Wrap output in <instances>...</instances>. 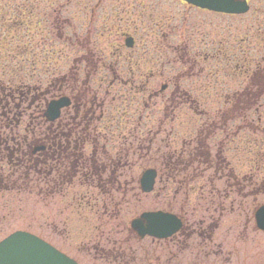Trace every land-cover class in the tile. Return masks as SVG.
Returning a JSON list of instances; mask_svg holds the SVG:
<instances>
[{
    "label": "rangeland",
    "instance_id": "374dc122",
    "mask_svg": "<svg viewBox=\"0 0 264 264\" xmlns=\"http://www.w3.org/2000/svg\"><path fill=\"white\" fill-rule=\"evenodd\" d=\"M3 1L13 4L14 2L23 3L24 0ZM94 1L68 0V3H66L65 0L59 2L57 0H42L40 2L42 9L45 5L47 6L46 12L49 25L46 27V33L50 40L44 41L42 40L44 35L38 34L35 35L36 37L33 38L32 42L37 45L39 50L45 45L47 47L52 46V50H56V56L54 55L53 60L50 59V64L44 68L41 65L37 70L40 74L45 72L46 69V73L49 74V77H45L47 78L46 82L51 78L59 79L63 75L70 74L67 70L75 65L72 63V59L84 53L81 49L84 44H89V47L97 53L101 51L104 57L110 56L108 43H115L112 39L115 38L113 36L118 31L112 30L103 33L101 27L102 19L110 13L109 7H115L117 0H105L104 4L106 6L100 7V12L95 15L93 22H90L89 10L94 5ZM144 1L154 6V8H146L147 14H151L156 20L162 19V17L170 19L171 26L173 28L178 27L179 33L176 35V39L170 37V45H176L179 48L189 43L187 45L189 52H191L190 48L195 43H201L202 39L206 40V45H209L215 40V34L219 29L224 32L225 37L223 39L231 41L233 40V38H230L232 35L242 36L245 32L243 27H249L250 19L248 15L239 19L228 18L195 10H185L171 0ZM60 4H65V6L61 9L62 28L58 31H60L63 38L70 39V43L57 41L54 37L51 38L54 32V29L50 26V22L55 15L53 9H57ZM251 5L253 6L252 10L260 5L264 6V0L252 1ZM134 14H137V12H134ZM133 17L130 16V18ZM241 20L243 22H240ZM67 24H70L71 27ZM81 26H83V29H81ZM44 28L41 25V33H43ZM195 28H197L198 33L194 30ZM88 29L90 30V40H87ZM251 29L252 32L249 33L261 34L256 28ZM98 32L103 33V36H98ZM227 32L231 34L226 35ZM32 33L34 32L32 31ZM92 37L100 40H93ZM189 39H191L190 42H188ZM135 43L138 44V39H135ZM109 59L113 61L114 57ZM170 60H172L171 56ZM8 61L11 65L17 63L14 53ZM30 64L31 60L25 64L23 71H15L13 74L19 78H22L23 74L28 76L29 72L32 71ZM79 65L81 72L84 63ZM226 79H224L225 82H227ZM83 80L82 76L78 77L79 86ZM188 80L186 79V81ZM211 80L212 84H210L209 79L208 82L203 80L208 83L207 90L211 94H192L188 92L192 99L199 101L201 104L203 103L201 106L199 104L195 105L196 109L194 111H198V114L184 107L174 109V116H171L172 109H170L169 103L165 102L168 101H166V98L170 95V84L174 83L172 77L134 79L89 77V91L85 92L83 105L87 104L88 98H93L94 104L97 106L91 111L93 117L97 118L99 116L100 103L105 105L103 111L109 109L111 114H116L119 111L123 112L121 118H118L119 125L117 122L110 121L111 126L117 128L115 131L106 128L98 129L101 134L116 133L118 136L126 137L124 143L121 142V137L114 140L115 142H98V148L105 147L109 149L114 147L116 148L114 150L119 148L126 150V155L122 158L126 165L122 169L120 182L123 188L120 195L123 194V191L124 193L126 191V193L125 197L121 198L120 216L117 219L111 217L115 213V206L111 202L108 204L106 213V217H111V219L106 217L101 219L104 226L101 227L100 231L107 233L110 230L112 235L100 237L98 231L90 230L91 227L94 229L99 227L95 219L97 216L89 217L90 213H94L95 210H97V214L102 212L99 206H97L99 208L94 207V209L92 207L91 209L87 208L84 213H82L84 207L76 208L71 219L68 220L67 217L66 220H63L62 217H59V212L62 211L63 215L66 216L68 211H64L65 202L58 196L59 194H56L57 196L54 198L42 200L39 188L33 187L30 189L0 191V240L13 231H26L46 241L64 254L75 258L81 264H264V232L253 231L251 219L253 209L264 202V158L259 161L255 160L251 153L253 140L255 147L260 142L264 148V113L261 108L256 110V113L245 110L242 118L225 122L226 125L220 126V130L211 131L210 128L207 129V126L202 123V118L209 124L210 122L214 123L210 120L212 118L216 119L215 108H217L216 104L215 108H207L208 105L218 102V99L221 103L231 105V101L234 104L232 98H237V96L226 94L223 100V95L226 92H220L216 88L219 87L221 90H227L228 92V90H231L232 85L225 86L219 76ZM6 81L7 78L0 79L2 92L4 93V96H2L0 91V115L1 112H4L6 118L12 119L17 116V113L21 114L19 124L14 130L19 135L14 136L18 141H21L29 116L36 115L35 109L38 110V103L31 102L33 96L25 95L23 86L29 85V88H31L32 86L37 87L39 84L37 80L25 84L14 80L8 86ZM122 81H125V84ZM217 81L221 83L219 84ZM44 83L40 86H43ZM128 83L133 84V89L127 86ZM145 83L149 86L145 87L148 92L144 90ZM166 83L168 86L163 90V95H160L163 97L158 96L159 94H150L149 90H157L160 85ZM140 85L143 87L140 88ZM19 86H22L18 88L22 90L19 92L22 94L21 96L12 93V90ZM56 89L57 87L53 88L51 92H55ZM67 93H69V90ZM215 93L223 95L217 99ZM204 96H206V99ZM225 97L227 98L225 99ZM123 98H126V105L122 102ZM143 104L147 109L142 107ZM221 112L222 110H217V114L220 115ZM71 113L72 109L70 107L63 110L62 116L66 118ZM208 113L212 115L211 119L203 115H208ZM260 113H262V116H259ZM170 118H174V120ZM2 132H4V129L0 127V133ZM30 137L28 135V140H30ZM183 141L185 142L183 143ZM197 147L200 148L201 152L204 150L208 152L209 157L213 160L212 168L218 162H215L213 157L217 150H225L222 157L229 162V168L232 167L235 177H229V170L224 169V167L221 168V165H219L218 170L214 168L216 172L207 170L203 173L202 178H193L188 182V189L180 187L179 193L174 199H171L172 191L176 188V185L170 182L168 178L170 174H167L168 170L163 167L170 168L174 166L175 159L170 160V153L174 155V153L177 154L183 149L184 156H181V154L176 155L177 157L180 155L179 158L183 163L191 149H197ZM113 152L111 151L110 154L116 157ZM242 153L243 156H241ZM245 154L249 155L248 159H244ZM2 163L5 165L6 160H3ZM145 168H154L157 171L154 185V189L159 192L157 200L153 198L152 194L144 196L138 190L137 181L141 170ZM189 170L190 168L187 172H190ZM181 178L182 176L179 179ZM79 191L80 189H77V187L68 189L69 194ZM211 192H213V196ZM184 193L187 194L184 216L187 224L194 231H197V222L202 220L201 229L203 228V231L207 234L205 228L211 222L210 218L217 217L218 211H215V208H219V203L224 207V210L221 211L222 217L218 222V228L211 235L209 241H200L194 236L181 248L179 244L176 246L174 242H168L167 244L160 242L151 245L149 240L145 239L139 246L131 244L135 250L134 261L127 258L130 254L126 244L121 245V249L126 253V257L121 261L119 259L103 261L98 255V248H95L97 241H99L98 245L103 247L101 249L107 252L113 249L111 241L116 240L114 250H117L118 242L125 237V231L123 232L122 228H125L130 219L138 216L143 211L162 210L179 214V207L182 201L185 200ZM114 197L115 202L116 196ZM231 203L232 207H230L233 208V211L229 207ZM76 210H79L78 215ZM84 214L89 220V230H86L87 221L85 224L84 221L78 218L81 215L84 216ZM117 223H120L119 228L115 227ZM81 227H83V230L80 233ZM72 229H74L73 238L70 235ZM117 231L122 232L116 236L115 232ZM80 248L84 250H80Z\"/></svg>",
    "mask_w": 264,
    "mask_h": 264
},
{
    "label": "flooded vegetation",
    "instance_id": "af4514ba",
    "mask_svg": "<svg viewBox=\"0 0 264 264\" xmlns=\"http://www.w3.org/2000/svg\"><path fill=\"white\" fill-rule=\"evenodd\" d=\"M59 1L61 0H57V2ZM65 1L68 3V0ZM171 1L177 3L185 10H195L216 16L239 19L248 15L250 19L248 23L249 27H243L245 32L242 36L232 35L230 38H233V40L225 41V39H223L225 36L222 29H219L215 34L213 43L216 49L215 58H217V64L215 67L217 68V74L225 86H228V84L232 85V88H230L231 90H228V92L227 90H221L219 87L216 89L220 92L232 93L235 96L244 92L251 94L254 93L256 89H260L258 90L259 93H264V6L260 5L258 8L252 10L253 6L251 2L256 0H232L234 3L244 1L246 3V10L239 14L224 12L213 13L195 8L181 0ZM40 2H42V0H24L21 6L23 9H31V6L36 4L35 8L37 10L34 13H37L38 18H36L33 13L29 14V12H27V20L23 21L21 26L28 30L27 35L31 41L28 48V61L31 60L30 66L32 71L29 72L28 76L37 77V79L40 77H49V74L46 73V69L45 72L40 74H38L37 70L41 65L43 66L42 68L45 66L47 67L51 62L50 59L53 60L54 55L56 56V50H52V46L47 47V45H45L39 50L37 45L32 42L33 38L38 34L44 35L42 40H50L46 33V27L49 25L46 12L47 6L45 5L42 9ZM104 2L105 0L94 1V5L89 10L90 22H93L95 15L100 12L101 9L99 8L106 6ZM64 6L65 4H60L57 9H53L55 15L50 22V26L54 29V32L51 38L54 37L57 41H67L70 43V39L63 38L60 31H58L62 28L61 25L63 24L61 9ZM111 7L112 8L109 7V15L102 19L103 23L101 27L103 33L112 30L118 31L113 36L115 38L112 39L115 43H108L110 49L109 57H104L101 51L97 53L93 48L89 47V44H84L81 46L84 53L72 59V63L75 65L67 70L70 74L66 76L63 75L59 79L51 78L48 82L45 80L43 86H40L43 83H38L39 85L37 87L32 86L29 88V85H25L24 87L25 95L33 96L31 102L38 103V112L41 119L44 121V135L42 139H37L38 142L33 139L28 143L26 138H24V143L22 142V144H24L25 147L17 142L16 152L22 156L26 154L31 157L39 155V166H37V168L40 170L39 176L40 180H42L41 191L43 193V200L54 198L57 196L56 194H59L58 196L65 202L64 211H68L66 216L60 211L59 217L74 216V209L76 208L84 207L82 211L85 212L87 208L91 209L92 207V209H94V207L97 206L101 208L102 212L97 214V210H95L94 213H90L89 217L97 216V219L99 217H106L108 204L113 202L117 212L111 217L117 219L120 216L121 198H124L126 193V191L125 193L123 191V194L120 195V191L123 188L120 179L122 178V169H124L126 165V163L122 161V158L126 155L125 149L119 148L118 150H109L103 148L96 150L94 149L95 145L92 144L91 150L88 151L86 148L90 144L82 143L80 153H78V145L75 141L64 140L62 134H51V137H48V134L46 135V123L55 124L60 122L63 124L66 119L60 116L50 120L42 115L50 100L62 97L63 91H68V87L64 88L62 85L64 78L67 84H72L73 87L80 89L84 92L85 96V92L89 91V77H110L113 79L172 77L174 83L170 84V94H174L195 90L194 87L183 81H178L177 79L189 78L191 76V78H202L203 76H207H205L207 70L203 62L201 64L197 62L200 56L203 55L204 57L206 55L205 53L199 52L207 48L206 40L202 39L201 43H195L194 46L190 48L191 52L187 49L189 43H184V47L179 48L176 45H170V37L176 39V35L179 33L178 27L173 28L170 19L162 17V19L156 20L154 16L147 14L146 8H154V6L144 0H117L115 7ZM134 12H137V14H134ZM130 16L134 17L130 18ZM240 22H243V20ZM84 24L83 21V26ZM41 25L45 27L43 33L40 32ZM67 25L71 27L70 24ZM83 26H81V29H83ZM251 28H256L261 34H255L254 32L249 33L252 32ZM194 30L198 33L197 28ZM32 31L34 33H32ZM139 32L140 34H138ZM103 33L98 32L97 35L103 36ZM230 34V32L226 33V35ZM89 36L90 30L88 29L87 40H90ZM129 38L131 41H126ZM92 39L100 40L93 37ZM135 39H138V44L135 43ZM190 41L191 39L188 40V42ZM202 46L204 47L201 48ZM36 56L37 58L35 59ZM170 56L172 60H170ZM113 57L114 59L111 61L109 58ZM35 61L39 63L36 64ZM81 63H84V67L80 72L79 64ZM123 64L126 65L124 66ZM174 72L175 74H173ZM80 76H82L84 80L79 86L77 82ZM224 79H226L227 82H225ZM33 81L35 80L31 82ZM122 82L125 84V81ZM221 82L217 81L219 84ZM127 86L133 89V84L128 83ZM163 86L165 89L168 84L160 85L157 90H149L150 94H158V92L163 93L164 89L160 90ZM55 87H57L56 91L51 92ZM142 87L143 86L140 85V88ZM145 87H149L146 83L144 84V90L147 91ZM68 99L70 104H72V113L69 115L71 116L74 113V108L78 107V104H76V100L71 93H69ZM236 104L239 105L234 101L233 106L237 107ZM86 105L87 104H84V106ZM262 105L264 106V98ZM252 107H255V105ZM76 111L79 114H83L85 110H83V106H81V108H76ZM20 115V113L17 114L18 118L15 120V125L13 127H17ZM107 137L117 140L120 139L121 136L110 135ZM51 139H57L58 141L52 142ZM11 141H13V139H11ZM121 142L124 143L123 138ZM0 145L1 150L6 149L11 153L15 147L14 143L10 144L5 140L3 143H0ZM111 151H114L113 154L116 157L110 154ZM19 162L21 163V167L26 163L23 157L12 155L9 161V169L15 171ZM164 168L168 171L170 170V168ZM0 177V183L4 185L3 176ZM171 179L175 181L174 178ZM176 185L179 187L178 184ZM184 186L186 187V184H184ZM73 187H77L80 191L69 194L68 189ZM177 190L178 189H173L172 199L175 198ZM114 196H116L115 202ZM158 197L159 193L158 190H156L154 198L157 199ZM118 206L119 208H117ZM77 213H79V210H76V214ZM85 216L84 214V216L81 215L80 217L87 220ZM111 217L106 218L111 219ZM179 218L181 220L183 219L182 217ZM119 224L120 223L115 224L116 228H119ZM197 224L202 225L203 222L199 221ZM213 228H215L214 225ZM197 230L198 231L190 230L188 234L186 233L187 236L183 234L187 238H191L194 234L199 235L200 228L197 227ZM121 232L122 231H117L115 234L119 235ZM125 233L126 238L122 243H127L130 239L137 241V238H134V233L130 231L127 233L126 229ZM111 235L112 233L110 230H108L107 233L99 231L98 234L100 237H109ZM176 240L175 236L170 238V242H175ZM151 241L153 242V240ZM111 243L115 245L116 240H112ZM118 246L120 247V244ZM80 250L84 249L80 248ZM128 250L131 251L130 247H128ZM98 251L102 255L101 258L104 259H107L108 256H111L114 260L116 258L120 260L124 259V253L121 252L120 249H118V251L112 249V251H107L105 253L103 249H99Z\"/></svg>",
    "mask_w": 264,
    "mask_h": 264
},
{
    "label": "trees",
    "instance_id": "16d2710c",
    "mask_svg": "<svg viewBox=\"0 0 264 264\" xmlns=\"http://www.w3.org/2000/svg\"><path fill=\"white\" fill-rule=\"evenodd\" d=\"M15 6V7H14ZM22 3H13L10 4V2H5L3 0H0V79H5L7 78V85L10 86V82L14 80H18L21 82V84L29 83L32 80H37L39 84H41L43 81L46 80L45 77H40L37 79V77H29L26 76L25 74L22 75V78H19L18 76L14 75L15 71H23V68L25 69V64L28 62V48L29 44L31 43L29 36L27 35L28 30L23 28L21 26V23L23 21L27 20V12L29 14H34L36 18H38L37 13H34L37 9L35 8L36 4H33L31 6V9H23ZM7 16H9L7 18ZM38 22V21H37ZM214 41H212L209 45H206V49L200 50L199 52L205 53L206 55L203 57L200 56L199 60L197 62H200V64L203 62V64L206 67L207 72L205 73V77L203 80H210V77L212 78H217V68L215 65L217 64V58H215V53L216 49L214 48ZM202 46L201 48H203ZM14 53V56L17 59V63L15 65H11L9 63V59L12 57V54ZM37 56L35 57V59ZM204 58V59H203ZM35 63H39L38 61H35ZM192 77V76H191ZM189 77V80L186 81L184 80V83L190 84V85H195V83H201V81L195 80L194 78ZM204 77V76H203ZM208 82V81H207ZM216 82V81H215ZM213 82H211L212 84ZM79 84V82H77ZM82 84V83H81ZM63 87H68L69 93L73 95V98L76 100V104H78V107L74 108V113L71 116H67L64 123L61 124L60 122H57L55 124H48L46 123V135L48 134V137H51V134H59L63 135L64 140H69V141H75L77 143V150L78 153H80L81 150V145L82 143H87V144H94V149H103L98 148V142L99 141H104V142H115L113 138H107V136L110 135H118L116 133H111L108 135L101 134L98 132V129H110V130H116L115 126H111V122H118V118H121L123 115V112H116V114H111L109 112V109H106L103 111L104 104L100 103V113L97 118L93 117V114L91 111H93L97 106L94 104L93 98H88L87 99V105L84 106L82 105V101L84 98V92L81 91L80 89H77L73 87L72 84H67L66 79H63ZM197 85V84H196ZM196 85L193 86L196 90ZM22 86L16 87L14 90H12V93H16L19 96V90L18 88H21ZM25 87V85L23 86ZM4 88V87H3ZM260 90V89H258ZM257 89L255 90L254 93L247 94L246 92L241 93L237 96V98H232L236 103L237 107L233 106V101H231V105H226V103H221V101L218 99L221 97L223 94L218 95V93H215L218 99V102L216 101L214 104L210 103L207 108H215V104L217 106L216 111H215V118H212V115L208 113V115L203 114L207 118L211 119L210 121H214V123L209 124V122L205 121L204 118H202L204 125L207 126L206 128H210L212 130H220V126H225V122H230L233 120H237L238 118H242L245 110L248 112H253L256 113L255 110L257 108V105L262 102L261 96L262 94L259 93ZM0 91L1 95L4 96L2 92V87L0 84ZM191 92L192 94H206L209 95L211 94L210 91L207 90V85L202 86L198 88L197 91H188ZM188 92H179V93H174L170 94V100L168 98V101L165 103H169L171 111V116L173 114L174 109L178 108H188L194 113L198 114V111H194L195 105L199 104L200 106L203 104L197 102L195 99H192L189 95ZM226 94L233 95L232 93H225L223 95V100L224 96ZM206 99V96H204ZM227 97H225L226 99ZM126 98H123V103H125ZM196 103V104H195ZM255 107H252L254 106ZM83 106L84 113L79 114L76 111V108H81ZM230 106V107H229ZM144 109H147L144 104L142 105ZM107 108V107H105ZM123 109V108H122ZM217 110H222L221 114H217ZM36 115L34 117L29 116L28 121L25 125L24 128V135L21 137L22 140L18 141L16 139V136L18 135L15 133V128L13 127L15 125V120L18 118V116L13 117L12 119L6 118V114L1 112L0 115V127L4 129V132L0 133V143H3L5 140L6 142H9L10 144L14 143V150L11 152L7 151L6 149L1 150V145H0V176H3V183H0V191H8L12 189H30L33 187H38L40 194L42 195V200H43V193H42V180H40V170L37 168L39 166V155L36 156H27L24 155H19L16 152V143L19 142L22 144L24 143L23 139L26 138L28 143H30L33 139L37 140L39 138L42 139L44 135L43 131V123L44 121L41 119L40 114L37 109H35ZM201 112V111H199ZM262 112L264 113V108L262 109ZM202 113V112H201ZM259 116H262V113H260ZM116 118V119H114ZM174 120V118H170ZM41 126V129H40ZM111 126V127H110ZM28 135H30V140H28ZM210 135V134H208ZM19 136V135H18ZM121 136V135H119ZM121 138L124 139L126 142V137L121 136ZM13 139V141H11ZM52 142L58 141L57 139H51ZM38 142V140H37ZM185 141H183L184 143ZM190 142V141H188ZM198 142V141H197ZM108 144V143H107ZM114 144V143H113ZM24 145V144H22ZM106 146V145H104ZM201 146V144H200ZM199 146V147H200ZM25 147V145H24ZM114 148V147H113ZM111 149V148H110ZM224 151V150H223ZM253 154L255 160H261L264 158V148L262 147V143L259 142L256 147L254 146V140H253V150L251 151ZM181 156H184V150H180L179 153ZM176 153L172 155L170 153V160L175 159L174 166L170 167V170L168 171L167 174H170V182L174 185L178 184L181 187H184V184H187L191 179L193 178H202L203 173L207 172V170L214 171V168H219V165H221V168L224 167L227 168L225 164V160L221 156V152L217 151L216 154L213 156L215 159V162L218 161L215 165L214 168H212V162L213 160L209 157L208 152L205 150L200 151V148H192L190 153L186 156L185 161L181 163L180 160V155L177 157ZM194 154V155H193ZM16 155L19 157H23L24 160L26 161L25 165L21 167V163L19 162L17 164V168H15V171L12 169H9L10 164L9 161L11 160V156ZM244 154L242 153L241 156ZM248 154H245L244 159H248ZM6 160L7 163L3 165L2 161ZM21 167L20 169H18ZM209 167V168H208ZM164 168V167H163ZM188 168H190V172H187ZM201 168V169H200ZM200 169V170H199ZM229 177H233L232 175V169L228 171ZM182 176L181 179H179ZM187 179H185V177ZM1 178V177H0ZM171 178H174L175 181H172ZM168 179V180H169ZM176 189V188H174ZM177 195V194H176ZM187 198V195H184V199ZM184 201V200H183ZM182 201V202H183ZM117 210H115V213ZM114 213V214H115Z\"/></svg>",
    "mask_w": 264,
    "mask_h": 264
},
{
    "label": "water",
    "instance_id": "95a60500",
    "mask_svg": "<svg viewBox=\"0 0 264 264\" xmlns=\"http://www.w3.org/2000/svg\"><path fill=\"white\" fill-rule=\"evenodd\" d=\"M194 6L224 13H243L246 10L244 2L234 3L232 0H183ZM130 41V39L126 40ZM69 105L65 97L48 103L44 116L55 119L59 111ZM155 172L144 171L139 178L143 193L152 190ZM256 229L264 231V204L253 215ZM181 227L180 221L173 215L164 212L142 213L130 222V228L139 238L144 236L166 239L176 233ZM0 264H76L55 248L38 237L23 231H16L0 241Z\"/></svg>",
    "mask_w": 264,
    "mask_h": 264
}]
</instances>
